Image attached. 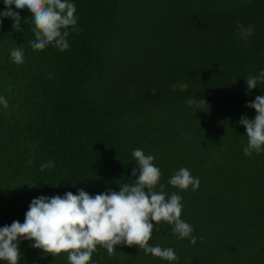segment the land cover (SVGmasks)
Returning <instances> with one entry per match:
<instances>
[{"label": "trees", "instance_id": "trees-1", "mask_svg": "<svg viewBox=\"0 0 264 264\" xmlns=\"http://www.w3.org/2000/svg\"><path fill=\"white\" fill-rule=\"evenodd\" d=\"M70 2L80 31L69 29L64 51L31 47L26 8L17 10L23 32L10 17L0 25V97L8 101L0 104V227L23 223L41 195L133 184L140 148L161 170L155 190L163 184L182 196L196 244L153 222L149 245L171 247L177 261L121 244L112 256L97 245L89 264H264V150L244 154L239 123L255 117L246 104L264 95V83L249 93L245 81L264 70V0ZM238 23L252 35L241 38ZM17 48L21 65L10 59ZM190 98L205 102L195 109ZM181 167L199 178L196 191L168 184ZM32 243L20 242L18 264H69L68 253Z\"/></svg>", "mask_w": 264, "mask_h": 264}, {"label": "clouds", "instance_id": "clouds-1", "mask_svg": "<svg viewBox=\"0 0 264 264\" xmlns=\"http://www.w3.org/2000/svg\"><path fill=\"white\" fill-rule=\"evenodd\" d=\"M6 6L0 10V25L3 18L10 17L12 28L23 32L20 11L28 9L32 13V29L35 40L31 42L34 50L43 51L49 44L60 51L68 49V36L79 32L78 18L74 15L76 7L70 0H3ZM16 10H13L12 6ZM241 38L252 35V26L247 28L238 23ZM10 59L17 65L24 62V54L19 48L13 49ZM247 92L258 84L264 83V70L245 78ZM235 82V78L233 80ZM202 98H190L189 106L201 108ZM0 104L8 107V101L0 97ZM246 107L255 109L254 118L240 117L239 123L246 129L247 146L243 151L251 156L253 151L264 150V95H257ZM222 138V137H221ZM132 157L136 167L132 169L133 184L124 183L120 190L107 189L92 195L83 188L77 194L68 191L61 195L33 198L21 223L14 220L10 225L0 227V260L8 264H18L21 253L19 244L22 240L32 241V247L42 249L53 256L61 252L68 253L69 264H89L97 245L106 248L110 256L115 254V246L126 244L138 246L144 253L167 261H177L178 255L171 247L149 245L155 224L161 221L172 225V232L178 239L190 238L195 245L197 237L192 235L193 226L181 219L182 196L172 192L169 196L165 186L155 188L161 178V170L154 164L155 157L146 155L140 148L133 149ZM54 166L53 161L41 164L40 170ZM138 174V175H137ZM168 184L192 191L199 187V178L191 175L190 170L181 167L168 180ZM31 186V185H30ZM147 189V191H146ZM167 197V198H166ZM159 231V229H157ZM203 240V237H200Z\"/></svg>", "mask_w": 264, "mask_h": 264}]
</instances>
